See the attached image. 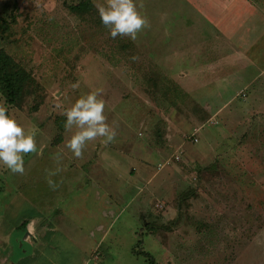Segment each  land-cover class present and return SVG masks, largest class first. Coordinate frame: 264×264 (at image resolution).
Listing matches in <instances>:
<instances>
[{
	"label": "rangeland",
	"instance_id": "1",
	"mask_svg": "<svg viewBox=\"0 0 264 264\" xmlns=\"http://www.w3.org/2000/svg\"><path fill=\"white\" fill-rule=\"evenodd\" d=\"M135 2L150 27L132 41L111 38L104 0H0V51L34 80L0 104L38 149L23 175L0 165V207L103 188L128 205L91 264H264V0ZM97 90L116 137L76 158L62 113Z\"/></svg>",
	"mask_w": 264,
	"mask_h": 264
},
{
	"label": "crops",
	"instance_id": "2",
	"mask_svg": "<svg viewBox=\"0 0 264 264\" xmlns=\"http://www.w3.org/2000/svg\"><path fill=\"white\" fill-rule=\"evenodd\" d=\"M76 174L75 178L82 176L84 183L92 185L84 170L80 168ZM93 178L102 180L103 176ZM97 190L104 200H8L1 204L0 264L97 262L94 254L113 235L116 221L128 205L119 208L121 200L108 198L103 188Z\"/></svg>",
	"mask_w": 264,
	"mask_h": 264
},
{
	"label": "clouds",
	"instance_id": "3",
	"mask_svg": "<svg viewBox=\"0 0 264 264\" xmlns=\"http://www.w3.org/2000/svg\"><path fill=\"white\" fill-rule=\"evenodd\" d=\"M95 7L102 24L109 30L113 39L120 36L135 41L138 33L150 27L148 18L138 10L135 0H104V3H98ZM139 7L142 8L143 5ZM101 91H91L79 97L62 113L66 117L65 129L72 132L66 147L76 158L83 157L90 141L104 138L103 143L108 144L115 140L116 131L108 123L105 115L106 104L101 97ZM37 151L35 132H26L24 127L9 114L7 107L0 104V165L12 174L23 175L24 156ZM60 159V155L55 157L57 163ZM59 171L61 169L57 168L56 171L48 173V183L53 190L57 184L51 177Z\"/></svg>",
	"mask_w": 264,
	"mask_h": 264
},
{
	"label": "trees",
	"instance_id": "4",
	"mask_svg": "<svg viewBox=\"0 0 264 264\" xmlns=\"http://www.w3.org/2000/svg\"><path fill=\"white\" fill-rule=\"evenodd\" d=\"M86 2H80L77 5L69 6L72 12H82ZM34 80L22 66L5 52L0 51V94L10 103H18L30 93L29 89ZM146 257L149 254L144 253Z\"/></svg>",
	"mask_w": 264,
	"mask_h": 264
},
{
	"label": "built area",
	"instance_id": "5",
	"mask_svg": "<svg viewBox=\"0 0 264 264\" xmlns=\"http://www.w3.org/2000/svg\"><path fill=\"white\" fill-rule=\"evenodd\" d=\"M195 141H198L197 138L194 139ZM180 161V156L179 155H174L173 157H171V159L169 158L168 160L166 161H163V162H160L158 164V167H162V166H165V165H168L170 163H174V162H178Z\"/></svg>",
	"mask_w": 264,
	"mask_h": 264
}]
</instances>
